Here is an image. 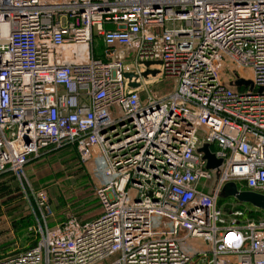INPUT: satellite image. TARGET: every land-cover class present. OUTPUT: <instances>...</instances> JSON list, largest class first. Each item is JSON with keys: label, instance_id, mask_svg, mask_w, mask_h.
<instances>
[{"label": "built area", "instance_id": "2783aa9c", "mask_svg": "<svg viewBox=\"0 0 264 264\" xmlns=\"http://www.w3.org/2000/svg\"><path fill=\"white\" fill-rule=\"evenodd\" d=\"M67 150L101 214L25 192L37 244L0 264H264V212L220 203L264 195V0H0V177Z\"/></svg>", "mask_w": 264, "mask_h": 264}, {"label": "rangeland", "instance_id": "374dc122", "mask_svg": "<svg viewBox=\"0 0 264 264\" xmlns=\"http://www.w3.org/2000/svg\"><path fill=\"white\" fill-rule=\"evenodd\" d=\"M164 89V84L152 88L160 92H164ZM71 151L56 152L32 162L33 165L26 171V176L21 177V190L24 193L29 192L30 187L47 188L54 207L68 210L69 217L86 221L87 214L83 210H95V207H98L95 193L101 186V181L97 178L94 167L82 165L78 153ZM235 185V182H229L224 186L220 201L222 206L236 203V200L229 196ZM20 196H23L22 193ZM14 212L15 210H0V253L18 248L24 249L26 244V237L21 235V242L18 241L19 245H15L16 239H19L15 237L16 233H12L6 225V220L3 219L6 217L12 227L11 222L27 213L26 211L21 214L16 212L18 214L16 215ZM110 262L111 260H108L101 264Z\"/></svg>", "mask_w": 264, "mask_h": 264}, {"label": "crops", "instance_id": "0c3cea01", "mask_svg": "<svg viewBox=\"0 0 264 264\" xmlns=\"http://www.w3.org/2000/svg\"><path fill=\"white\" fill-rule=\"evenodd\" d=\"M68 152H70V150H68ZM72 152V151H71ZM32 163L27 167L26 171L32 167ZM25 171V173H26ZM24 173L23 177L26 176V174ZM14 183H17L18 187L21 189V185H22V181L21 178L13 176V175H6L3 177H0V185L1 184H5L7 186L10 187V185H13ZM13 189V188H11ZM41 188H29L30 190H39ZM22 193L23 196H20ZM54 207V206H53ZM97 208V209H96ZM0 210H15L14 214H16V212L18 214L23 213L24 211H26L27 213H25L23 216H21V218H19L18 220H15L13 222H11L12 227L10 226V223L7 221V218L4 217L3 219L6 220V225L8 226L9 229H11L12 233H16L14 230V225L16 222H19L20 220L24 219V218H31L33 225H36V210H37V206L35 201L32 198H26L25 197V192L23 193L22 191L20 192H16L13 190V192L5 197H1L0 196ZM54 211H55V218H53L52 220H50V226L52 228L56 227L57 225L63 224L64 222H66L70 217L67 214L68 210L66 209H59V207H54ZM77 211V210H75ZM84 212H86L87 214V220L86 221H81L83 223H87L90 222L92 220H94L95 218H97L100 214H101V206L98 202V207H95V210H83ZM82 212V213H84ZM16 214V215H18ZM14 215V217L16 216ZM10 216V213H9ZM12 217V216H10ZM30 229V228H29ZM17 234V233H16ZM15 237H18L19 240L16 239V243L15 245L18 246V241L21 242L20 236L21 235H16ZM9 246V245H8ZM30 247V242L26 241V244L24 245V248H28ZM15 252V249L13 250H9L7 252H1L0 253V258H3L11 253Z\"/></svg>", "mask_w": 264, "mask_h": 264}, {"label": "water", "instance_id": "95a60500", "mask_svg": "<svg viewBox=\"0 0 264 264\" xmlns=\"http://www.w3.org/2000/svg\"><path fill=\"white\" fill-rule=\"evenodd\" d=\"M147 68L156 65V63L152 62H146L144 64ZM149 75H153L156 77L158 75V71H147L145 74H143L144 78H147ZM126 77L129 79H132L134 77L133 74H126ZM251 83L245 82L243 80H239L235 83V86L242 87V86H249ZM132 88L137 89L139 88L138 84H132ZM204 152L206 154V158L209 161V168L215 169L218 168L221 165V161L216 162L214 159V156L210 153V150L208 147L204 149ZM230 197L234 198L236 201H238L240 204L248 205L253 207L254 209L258 211L264 212V195L250 192V191H240L238 187L235 185L229 195Z\"/></svg>", "mask_w": 264, "mask_h": 264}, {"label": "trees", "instance_id": "16d2710c", "mask_svg": "<svg viewBox=\"0 0 264 264\" xmlns=\"http://www.w3.org/2000/svg\"><path fill=\"white\" fill-rule=\"evenodd\" d=\"M11 188H13V189H11ZM13 190L16 191V192L22 191L18 187L17 183H14L13 185H10V187L5 185V184H1L0 185V196L1 197L8 196V195H10L13 192ZM236 202L239 204L238 201H236ZM239 205H241V204H239ZM255 216H257V215H255ZM32 225H33L32 220L29 217L28 218H24V219L20 220L19 222H16L15 225H14L15 232L18 235H23L24 237H26L25 242L26 241L30 242L31 243L30 244L31 248L35 247L36 244H37V242L33 239V236L29 233V228L32 227Z\"/></svg>", "mask_w": 264, "mask_h": 264}]
</instances>
